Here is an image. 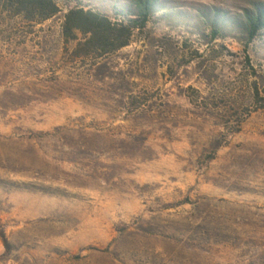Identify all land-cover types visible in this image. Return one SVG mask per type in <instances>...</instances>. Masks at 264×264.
Here are the masks:
<instances>
[{
    "label": "rangeland",
    "instance_id": "obj_1",
    "mask_svg": "<svg viewBox=\"0 0 264 264\" xmlns=\"http://www.w3.org/2000/svg\"><path fill=\"white\" fill-rule=\"evenodd\" d=\"M53 1L0 7V264H264V0H157L86 58L67 11L132 0Z\"/></svg>",
    "mask_w": 264,
    "mask_h": 264
},
{
    "label": "trees",
    "instance_id": "obj_2",
    "mask_svg": "<svg viewBox=\"0 0 264 264\" xmlns=\"http://www.w3.org/2000/svg\"><path fill=\"white\" fill-rule=\"evenodd\" d=\"M156 3L157 0H132L127 10L115 9L114 19L81 7L71 8L64 15L61 27L64 41H77V47L83 48L82 56L85 58L112 54L127 47L134 32L145 27L156 10ZM0 7L31 24L44 23L58 13L53 0H0ZM210 25L212 34H217L222 23L213 21ZM232 25L244 36L246 44H250L264 29V7L257 6L255 13H246ZM78 36L82 37L81 41H78ZM1 238L4 240L3 234ZM3 242L6 244L5 240Z\"/></svg>",
    "mask_w": 264,
    "mask_h": 264
}]
</instances>
